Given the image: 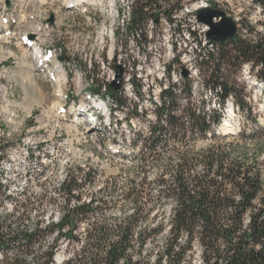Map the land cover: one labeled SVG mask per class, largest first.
I'll list each match as a JSON object with an SVG mask.
<instances>
[{"label":"trees","instance_id":"16d2710c","mask_svg":"<svg viewBox=\"0 0 264 264\" xmlns=\"http://www.w3.org/2000/svg\"><path fill=\"white\" fill-rule=\"evenodd\" d=\"M129 1L124 45L137 32V44L149 46L155 38L146 28L161 20L177 26V16L194 0ZM212 44L215 52L206 50L196 61L220 111L195 108L186 81L179 90L186 105L176 107L169 81L154 102V121L132 141V176L84 194L87 173H66L59 188L65 205L55 222L27 221L29 207L15 203L0 220V264H264V130L255 124L236 134L217 131L228 97L248 111L227 69L261 65L264 44L237 35ZM104 88L111 111L127 109L121 90L109 83ZM141 111L136 105L134 116ZM59 250L64 255L56 262Z\"/></svg>","mask_w":264,"mask_h":264},{"label":"rangeland","instance_id":"374dc122","mask_svg":"<svg viewBox=\"0 0 264 264\" xmlns=\"http://www.w3.org/2000/svg\"><path fill=\"white\" fill-rule=\"evenodd\" d=\"M34 1H27L26 18L21 20L17 18L20 17V7H10L2 15L3 2L0 0V182L3 185L0 188V220L17 203L29 207L27 221L38 219L44 224L57 221L65 205L59 188L66 173L70 176L87 173L86 182L81 187L84 194L106 183L122 184L130 178L133 169L127 156L136 148L132 141L138 130L146 131L154 121V102L159 100L160 89L169 81L175 84L176 107L182 109L186 105V99L179 90L184 91L190 85L195 108L220 111L217 95L213 96V92L202 85L204 72L200 70L196 57L210 49L209 43L204 44L207 42L204 37L206 27L197 22L193 11L202 6L220 9L235 20L238 37L264 44V0H260L262 4L254 0L191 1L177 16V26L161 20L158 26L146 28V35L155 38L149 46L136 44L131 33L124 45V20L130 6L128 0H75L73 10L67 7L65 0H58L60 4L55 10V19L60 33L53 32L49 24L48 30L43 29L48 22L45 21V10L56 7V0ZM113 28L118 29L117 35ZM188 28L195 33L190 35ZM30 34H40L35 36L36 40L32 38L35 50L30 47V51L36 54L37 49L43 54L46 49H52L54 58L52 60L51 56L47 60L52 61L48 68L55 67L58 73L55 71L49 77L42 74L33 55L21 46L25 45L23 42L29 39ZM200 40L199 44L197 41ZM55 46H60V50ZM113 56L114 59L111 58ZM175 56H178L177 60ZM114 60H120L123 69L116 90L121 89L120 93L128 104L124 111L110 110L111 98L103 86L106 82L111 85L114 80ZM89 62L92 63L91 68L87 65ZM184 69L186 76L182 75ZM261 69L262 65L250 63L227 69V74L241 87L248 111H241L231 97L227 98L222 123L226 121L230 131L225 133L236 134L240 129H253L255 124L264 130ZM47 72L45 70L46 75L49 74ZM133 75L140 91L135 90L131 82ZM59 76L65 79L60 85L56 82ZM184 81L187 83L185 87ZM56 87L62 88L61 94L55 92ZM98 100L107 108L94 109V105L102 106ZM136 105L141 107L140 116H134ZM230 106L232 111L227 110ZM86 108L88 112H82ZM250 112L251 116L248 115ZM201 144L199 142L197 147ZM259 159L264 162V150ZM262 166L264 170V163ZM71 205L73 200L68 204ZM63 255V250L57 251L56 262Z\"/></svg>","mask_w":264,"mask_h":264},{"label":"water","instance_id":"95a60500","mask_svg":"<svg viewBox=\"0 0 264 264\" xmlns=\"http://www.w3.org/2000/svg\"><path fill=\"white\" fill-rule=\"evenodd\" d=\"M196 20L206 27L205 37L214 43H222L227 39L233 37L236 33L237 24L234 19L227 16L226 13L220 9L211 7H201L196 11ZM32 36H30L31 38ZM262 65L264 67V54L262 57ZM123 69L121 66H116L115 79L111 83L113 89H117V81L121 79ZM183 76L187 71L183 70Z\"/></svg>","mask_w":264,"mask_h":264},{"label":"built area","instance_id":"2783aa9c","mask_svg":"<svg viewBox=\"0 0 264 264\" xmlns=\"http://www.w3.org/2000/svg\"><path fill=\"white\" fill-rule=\"evenodd\" d=\"M129 1V0H128ZM3 2V15H4V12H6L10 7H20V18H26V10H27V0H2ZM58 0H56V7L52 8L51 10H45L46 11V20L45 21H48V24L50 25V27H53V32H57V33H60V28H59V23L56 22L55 20V10L56 8L58 7ZM202 7H205V6H202ZM129 9V12H130V8ZM196 11V10H195ZM50 18H52V20L50 21ZM206 30V29H205ZM11 36V35H10ZM9 36V37H10ZM35 36H39V35H35ZM34 36V37H35ZM135 36L138 37V33L137 32H132L131 33V37H132V40L135 41ZM204 37H205V33H204ZM206 38V37H205ZM207 39V38H206ZM198 42V41H197ZM135 43L137 44V42L135 41ZM200 43H201V40H200ZM199 43V44H200ZM209 43V51H212V52H215L216 50V46H213L212 44V41H210L209 39H207V42L204 43V44H207ZM65 46V45H64ZM63 47V46H62ZM66 47V46H65ZM60 46L59 47H56L55 46V49H59L60 50ZM208 50V49H207ZM201 53V52H200ZM199 53V54H200ZM178 57V56H177ZM112 59H114V56L111 57ZM101 64H102V61H101ZM121 62L120 60H114V63H113V66H115V70H116V66L119 65L120 66ZM87 65L91 68L92 66V63H87ZM109 73H111V76L113 77V71L110 70ZM170 76V75H168ZM132 78V77H131ZM130 78V79H131ZM108 83V82H106ZM105 85V83L103 84V86ZM166 88V85H164L163 88L160 89V91L162 89ZM160 93V92H159ZM159 95V94H158Z\"/></svg>","mask_w":264,"mask_h":264},{"label":"bare ground","instance_id":"6f19581e","mask_svg":"<svg viewBox=\"0 0 264 264\" xmlns=\"http://www.w3.org/2000/svg\"><path fill=\"white\" fill-rule=\"evenodd\" d=\"M28 1V0H27ZM34 0H32V2H33ZM45 1V0H44ZM63 1V0H62ZM73 1H75V0H65V2H66V4H67V7L68 8H72V10H73ZM97 1V0H96ZM111 1V0H110ZM35 2V1H34ZM51 2V1H50ZM55 2V1H54ZM61 2V1H60ZM89 2V1H88ZM39 3V2H38ZM41 3H43V1L41 2ZM48 3V2H47ZM52 3H53V1H52ZM59 3V2H58ZM64 3V2H63ZM117 3V2H116ZM131 3V2H130ZM0 4H2V3H0ZM36 4H37V2H36ZM40 4V3H39ZM49 4V3H48ZM55 4V3H54ZM60 4V3H59ZM81 4V3H80ZM90 4V3H89ZM107 4V3H106ZM28 5V4H27ZM30 5V4H29ZM34 6V5H33ZM41 6V5H40ZM96 6V5H95ZM125 6V5H124ZM2 9H3V4H2ZM30 7H31V5H30ZM47 7V6H46ZM94 7V6H93ZM50 8V7H49ZM88 8V7H87ZM14 9V8H13ZM28 9V8H27ZM39 8H37V10H38ZM66 9V8H65ZM76 9V8H75ZM113 9V8H112ZM15 10V9H14ZM30 10V9H29ZM32 10H33V8H32ZM51 10V9H50ZM88 10V9H87ZM93 10V9H92ZM117 10V9H116ZM41 11H43V10H41ZM41 11H39L40 12V14H41ZM59 11V10H58ZM83 11V10H82ZM95 11V10H94ZM114 11V10H113ZM60 12V11H59ZM11 13V12H10ZM64 13V12H63ZM87 13V12H86ZM112 13V12H111ZM116 13V12H115ZM28 14H30L31 15V13H28ZM46 14V13H45ZM67 14V13H66ZM3 15V14H2ZM29 15V16H30ZM34 15V14H33ZM43 15V14H42ZM58 15V14H57ZM82 15V14H81ZM112 15V14H111ZM119 15V14H118ZM44 16V15H43ZM46 16V15H45ZM45 16H44V18H45ZM116 16V15H115ZM9 17V16H8ZM0 18H2L1 16H0ZM17 18H20V17H18L17 16ZM57 18V17H56ZM60 18V17H59ZM21 19V18H20ZM31 19V18H30ZM46 19V18H45ZM114 19V18H113ZM1 20V19H0ZM16 20V19H15ZM18 20V19H17ZM22 20V19H21ZM29 20V19H28ZM27 20V21H28ZM35 20V19H34ZM55 20H57V19H55ZM119 20V19H118ZM93 21V20H92ZM26 22V21H25ZM94 22V21H93ZM115 22V21H114ZM121 22V21H120ZM9 23V22H8ZM20 23V22H19ZM40 23V22H39ZM102 23V22H101ZM127 24V23H126ZM21 25V24H20ZM24 25V24H23ZM22 25V26H23ZM38 25V24H37ZM103 25V24H102ZM0 26H2V22L0 23ZM25 26H27V25H25ZM48 22H47V24L45 23V25L43 26V29H47L48 28ZM91 26V25H90ZM111 26V25H110ZM14 27V26H13ZM16 27V26H15ZM21 27V26H20ZM32 27V26H31ZM36 27V26H35ZM38 27V26H37ZM36 27V28H37ZM67 27V26H66ZM100 27H103V26H100ZM108 27V26H107ZM6 27L4 26V29H5ZM104 28V27H103ZM110 28H112V27H110ZM114 29V28H113ZM116 29V28H115ZM114 29V30H115ZM125 29V28H124ZM28 30V29H27ZM48 30V29H47ZM106 30V29H105ZM12 31V30H11ZM38 31V30H37ZM43 31V30H42ZM110 31H111V29H110ZM17 32V31H16ZM22 32V31H21ZM34 32V31H33ZM50 32H52V31H50ZM119 32V31H118ZM20 33V32H19ZM18 33V34H19ZM24 33V32H23ZM47 33V32H46ZM102 33V32H101ZM110 33V32H109ZM4 34V33H3ZM13 34V33H12ZM1 35V34H0ZM8 35H10V34H8ZM7 35V36H8ZM30 35H33V34H30ZM40 35V34H39ZM43 35V34H42ZM41 35V36H42ZM48 35V34H47ZM5 36V35H4ZM12 36V35H11ZM105 36V35H104ZM107 36V35H106ZM2 37H3V35H2ZM18 37V36H17ZM21 37H22V35H21ZM108 37V36H107ZM115 37V36H114ZM44 38V37H43ZM110 38H112L111 37V34H110ZM9 39V38H8ZM5 40V39H4ZM20 40V39H19ZM28 40V43L29 44H31L30 45V47H34L35 46V41H33V39H27ZM34 40H36V37H35V39ZM41 40V39H40ZM112 40H113V38H112ZM102 41V40H101ZM7 42V41H6ZM21 42V41H20ZM23 42V41H22ZM111 42V41H110ZM115 42H118V41H115ZM40 43V42H39ZM42 43H43V41H42ZM18 44H19V42H18ZM41 44V43H40ZM47 44H50V43H47ZM52 45V44H51ZM100 45V44H99ZM112 46V45H111ZM38 48V47H37ZM31 49V48H30ZM34 49V48H33ZM111 49H113V48H111ZM35 50V49H34ZM33 50V51H34ZM40 50H42V48L40 49ZM35 53V52H34ZM37 54H41L40 52H39V50H37L36 49V55ZM53 57V56H52ZM40 58V60H42V57H39ZM53 59V58H52ZM48 60V59H47ZM51 61V60H50ZM108 62V61H107ZM90 63V62H89ZM109 63V62H108ZM104 66V65H103ZM161 67V66H160ZM56 72L58 73L59 71L56 69ZM81 75V74H80ZM81 78V77H80ZM65 79H64V77L63 76H59L58 78H56V82H57V84L58 85H60L61 83H63V81H64ZM92 80V79H91ZM61 82V83H60ZM57 89H55L56 91V93L59 95V94H61V89L62 88H60V87H56ZM121 90V89H120ZM94 112V111H93ZM92 114V113H91ZM79 117V116H78ZM74 118V117H73ZM77 121H79V120H77ZM94 121V120H93ZM89 122H90V120H89ZM77 124V123H76ZM95 124V123H94ZM90 125V124H89ZM229 125L227 124V122L225 121L224 123H222L221 124V126H220V129L222 130V131H224V132H228V130H229ZM230 131V130H229ZM27 142V141H26ZM34 144V143H33Z\"/></svg>","mask_w":264,"mask_h":264}]
</instances>
